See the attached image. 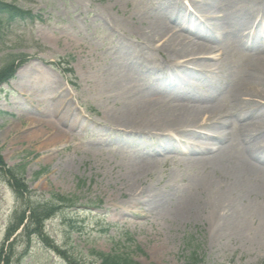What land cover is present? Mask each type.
I'll use <instances>...</instances> for the list:
<instances>
[{"label": "rangeland", "instance_id": "374dc122", "mask_svg": "<svg viewBox=\"0 0 264 264\" xmlns=\"http://www.w3.org/2000/svg\"><path fill=\"white\" fill-rule=\"evenodd\" d=\"M3 1L41 14L45 21L0 22V69L14 56L24 58L15 79L0 87L1 154L10 167L26 166L32 202L51 194L78 199L75 208H66L46 222L45 240L34 239L26 250L23 238L13 264H100L93 250L107 254L124 250L139 264H185L195 249L206 264L263 263L264 196H246L239 233L217 235L205 213L179 219L174 212L197 195L205 180L202 168L180 150L148 157V152L159 149L152 138L125 134L118 138L107 124L106 112L116 106L108 96L107 82L115 71L125 68L139 80L151 76L154 80L150 70L164 57L150 53L153 64L142 66L130 56V45L138 48L137 42H142L140 14H171L175 1ZM190 21L179 13V23L193 27ZM240 51L231 56L234 74L212 89L202 81L193 88L188 78L171 83L168 79L163 89L171 95L195 89V99L216 92L227 97L244 66ZM62 114L65 125L60 127L57 117ZM142 161L155 162L139 182L154 194V201L123 194L126 176ZM20 203L0 173V247ZM126 233L133 242H127Z\"/></svg>", "mask_w": 264, "mask_h": 264}, {"label": "bare ground", "instance_id": "6f19581e", "mask_svg": "<svg viewBox=\"0 0 264 264\" xmlns=\"http://www.w3.org/2000/svg\"><path fill=\"white\" fill-rule=\"evenodd\" d=\"M173 1L177 6L171 14H140L142 42H137L138 48L130 45V56L142 66L153 64L150 53L164 57L150 70L154 80L152 76L139 80L125 68L115 71L107 82L108 96L116 102L113 111L106 112L107 124L118 138V134L152 138L159 149L148 152V157L185 152L206 176L197 195L174 213L179 219L205 213L217 235L239 233L246 196H264V42L259 41L264 39V0H186L191 8L184 0ZM180 12L193 27L179 23ZM244 29L249 33L241 34ZM237 51L244 66L227 97L216 92L195 99V89L185 95L163 89L166 80L185 78L193 81V88L199 81L214 88L234 74L231 56ZM65 117H57L60 127ZM236 146H243L242 150L233 152ZM154 164H135L126 176L123 194L152 199L154 194L139 182Z\"/></svg>", "mask_w": 264, "mask_h": 264}, {"label": "trees", "instance_id": "16d2710c", "mask_svg": "<svg viewBox=\"0 0 264 264\" xmlns=\"http://www.w3.org/2000/svg\"><path fill=\"white\" fill-rule=\"evenodd\" d=\"M0 21L9 25L15 22L26 21L33 23L34 21H42V17L0 0ZM17 62L19 63L16 64ZM20 64H23V60H21L19 56H14L10 64L0 70V85L14 78ZM24 168V166H17L14 168L7 167L0 155V171H4L8 174L11 186L21 200L20 208L13 216L11 225L7 230L6 239L0 249V264H12L15 255L14 248L18 240H15L13 243H9V241L23 225L24 228L20 237L21 240L26 238V249H28L35 237L42 238L43 240L46 239L44 234V223L46 220L59 214L65 208H72L76 204L73 198L64 197L59 194H51L48 199L40 196V200L38 199L39 201L32 202L29 196L30 190L24 179ZM25 221L26 224H24ZM93 255L100 264H138L126 252L112 255L102 252H93ZM72 264L76 263L72 262ZM187 264H205V261L204 259L200 260L199 254L193 251L189 257V263Z\"/></svg>", "mask_w": 264, "mask_h": 264}]
</instances>
